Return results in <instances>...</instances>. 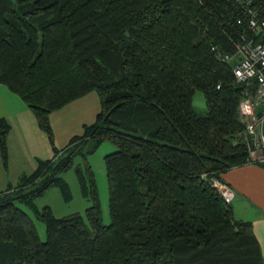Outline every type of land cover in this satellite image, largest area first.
I'll use <instances>...</instances> for the list:
<instances>
[{
	"label": "trees",
	"instance_id": "1",
	"mask_svg": "<svg viewBox=\"0 0 264 264\" xmlns=\"http://www.w3.org/2000/svg\"><path fill=\"white\" fill-rule=\"evenodd\" d=\"M249 10L264 19V0H0V84L36 115L54 143L52 112L91 92L97 121L58 155L0 192V264H264L252 222L234 215L213 185L253 159L242 139V85L234 61ZM242 19V24L238 20ZM260 40V36H256ZM206 98L201 114L196 91ZM9 121L0 117V153L9 161ZM105 140L110 222H104L87 160ZM85 214L56 217L33 198L75 155Z\"/></svg>",
	"mask_w": 264,
	"mask_h": 264
},
{
	"label": "rangeland",
	"instance_id": "2",
	"mask_svg": "<svg viewBox=\"0 0 264 264\" xmlns=\"http://www.w3.org/2000/svg\"><path fill=\"white\" fill-rule=\"evenodd\" d=\"M193 103L199 113H206V98L202 91H196ZM100 110V98L97 92L94 91L80 101H77V103L67 104L63 108L52 112L50 115V123L54 132L53 144L50 142L47 133L39 127L36 115L32 110L33 125L27 122V128L25 130L22 129V134H28L26 137L27 140H24L26 145L20 152L23 160L20 161L19 159L18 163L13 165V167H8L7 165L9 169L7 173L3 161L0 164V192L5 191L9 185L15 186L23 174H31L34 172L38 166V160L47 159L44 157L48 154H55V148L59 150L58 155H60L74 136L82 135L87 125H91L97 121ZM116 149L115 143L111 140H105L95 152L87 154V160L95 173L105 223L110 222L109 186L106 175L105 157ZM35 155L38 156L35 157ZM34 157L36 159H33ZM85 162V158L81 154H77L73 158L72 166L61 172L60 177L68 186L66 191L60 186H50L40 195L33 198V208L22 201L16 202L33 219L42 240H46L47 237L46 224L44 220L38 217L35 209L42 211L49 207L56 217H63L73 213L85 214L86 209L91 205L92 202L82 192L77 172V167H84ZM5 174L9 177L7 185L4 179Z\"/></svg>",
	"mask_w": 264,
	"mask_h": 264
},
{
	"label": "crops",
	"instance_id": "3",
	"mask_svg": "<svg viewBox=\"0 0 264 264\" xmlns=\"http://www.w3.org/2000/svg\"><path fill=\"white\" fill-rule=\"evenodd\" d=\"M84 97L69 104L77 103ZM0 117L6 118L11 124L8 135V167H13L19 159L23 160L20 152L26 145L24 140H27L28 134H22V129L27 128V122L33 125V115L26 103L4 84H0ZM53 155L48 154L44 158H51ZM35 157L33 159H36ZM0 164H2L1 153ZM6 167L4 166L7 173L9 169ZM8 178L5 174L6 185ZM221 180L233 193L231 204L236 218L252 222L264 256V163L250 161L244 165L232 167L221 174Z\"/></svg>",
	"mask_w": 264,
	"mask_h": 264
},
{
	"label": "built area",
	"instance_id": "4",
	"mask_svg": "<svg viewBox=\"0 0 264 264\" xmlns=\"http://www.w3.org/2000/svg\"><path fill=\"white\" fill-rule=\"evenodd\" d=\"M249 13L247 28L253 30V37L243 35L235 44V55L218 52L217 56L227 62L234 61L233 71L242 85L243 94L239 104L245 122L242 139L253 159L264 163V19L260 20L256 11L249 10ZM242 22V19L238 20V23ZM213 185L231 201L233 193L227 185L217 179H213Z\"/></svg>",
	"mask_w": 264,
	"mask_h": 264
}]
</instances>
